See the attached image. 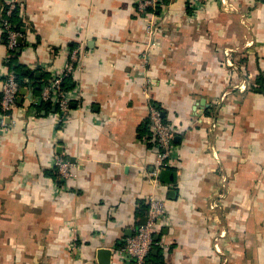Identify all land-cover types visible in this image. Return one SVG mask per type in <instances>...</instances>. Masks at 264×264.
Returning <instances> with one entry per match:
<instances>
[{
    "label": "crops",
    "instance_id": "1",
    "mask_svg": "<svg viewBox=\"0 0 264 264\" xmlns=\"http://www.w3.org/2000/svg\"><path fill=\"white\" fill-rule=\"evenodd\" d=\"M188 1L167 0L149 33L132 0H0L21 7L19 60L38 82L78 51L67 121L29 86L0 135V264H120L151 194L165 264H264V0H199L194 16ZM5 55L0 31V81ZM146 80L180 132L157 180Z\"/></svg>",
    "mask_w": 264,
    "mask_h": 264
},
{
    "label": "built area",
    "instance_id": "2",
    "mask_svg": "<svg viewBox=\"0 0 264 264\" xmlns=\"http://www.w3.org/2000/svg\"><path fill=\"white\" fill-rule=\"evenodd\" d=\"M136 13L148 22V31L154 30V13L159 8H164L163 0H132ZM15 3L8 5V9L3 15L5 8L0 4V31L5 38L6 55L2 62L1 81H0V135L8 130V119L12 112L16 109L20 88L16 81L14 72L8 66V60L21 44V35L14 30L5 16L11 14ZM77 50H72L71 60L65 68L52 75L48 83L42 86L39 97L32 100L34 106H40L43 103H52L56 108L55 117L58 122L65 123L68 118L70 101L74 99V91H64L61 87L62 81L72 76L77 60ZM152 84L151 80H146L142 88V95L148 101V118L151 130L155 137V143L158 150L157 153V170L154 174V180H157L160 168L169 167L173 159L175 151L174 139L175 130L167 124L163 119L161 109L151 100L148 93V86ZM243 84V82H242ZM242 86V85H241ZM241 86H237L240 90ZM212 126L213 123H212ZM53 168L57 170L61 181L72 176L70 162L63 155L55 153ZM146 221L137 226L134 233L125 238L120 246L114 251V254L120 261V264H145L147 256L156 247H163L162 242L155 240L156 229L162 223L166 215V202L157 196L150 195L147 198ZM216 206L212 205V208Z\"/></svg>",
    "mask_w": 264,
    "mask_h": 264
},
{
    "label": "trees",
    "instance_id": "3",
    "mask_svg": "<svg viewBox=\"0 0 264 264\" xmlns=\"http://www.w3.org/2000/svg\"><path fill=\"white\" fill-rule=\"evenodd\" d=\"M164 4L167 2V0H163ZM166 5V4H165ZM3 7L5 8V11L3 13V15L5 14L6 10L8 9V5H3ZM5 18L8 20V22L11 24L12 28L14 30H16L17 32L20 33L21 35V44L18 46V48L16 50H14V52H12L10 58H9V62H8V66L9 68L14 72L15 76H16V81L18 83V86L21 89L23 88H28L29 86L33 87L36 92H38L40 94V91L42 89V86L48 83V80H45L43 82H38L41 79H36L35 78V72L30 70L29 68H27V66H25L24 64H22L20 62V55H21V48L23 47V36L25 35V21L22 18V11H21V7L18 4H15L14 9L11 11V14L8 16H5ZM3 41L5 42V38L2 35ZM69 78L70 77H66L61 84V87L63 88L64 91H66V89H70L72 87V85H70L69 83ZM37 81V83L35 84L34 82ZM258 83L260 85V87L257 89V91L261 92L262 89V80L259 77L258 78ZM38 85L37 88H35ZM158 105V104H157ZM159 106V105H158ZM160 108V107H159ZM46 110L49 111L48 105H46V103H43L41 105L40 108V112L42 110ZM161 111L163 112L162 108H160ZM163 119L166 123H168L167 119L165 116H163ZM172 126V125H171ZM174 126V125H173ZM172 126V128H174ZM175 130V129H174ZM146 131L147 134L150 135V131L148 129H145L144 132ZM180 132L178 130H175V136L178 135ZM46 176L52 177V173L51 172H46L45 173ZM147 209V208H146ZM147 212V210H146ZM161 233L160 227H158L156 229V235L160 236L159 234ZM158 252L157 253H153V250L150 252V254L147 256L145 264H165V260L160 252L159 249H157V247L155 248Z\"/></svg>",
    "mask_w": 264,
    "mask_h": 264
},
{
    "label": "rangeland",
    "instance_id": "4",
    "mask_svg": "<svg viewBox=\"0 0 264 264\" xmlns=\"http://www.w3.org/2000/svg\"><path fill=\"white\" fill-rule=\"evenodd\" d=\"M222 2V4H223V7H227V3H226V1L224 0V1H221ZM188 3L190 4V8L192 9V15L194 16V15H196L198 12H200V11H197L198 10V8H202L201 6L202 5H200V6H197V4L199 3V0H190V1H188ZM200 4V3H199ZM163 9H165V7L163 8ZM156 12H158V10H156L155 11V13ZM241 20H243V18L241 17L240 18V21ZM227 56H229V55H227ZM239 60H236V62H238ZM223 64H224V62H223ZM226 64H228L227 65V68L228 69H231V70H234V63L231 61H229V60H225V65ZM227 69V70H228ZM236 71V70H235ZM236 75H238V72H237V74ZM239 76V78L241 79V80H239L238 81V78L236 77V76H230L229 75V77H225L226 78V80H228V79H231V81H230V83H236V84H238V86L243 82V79H244V74L243 75H238ZM234 81V82H233ZM240 82V83H239ZM242 87V86H241ZM223 102V98H222V100H221V102L220 103H222ZM157 104V103H156Z\"/></svg>",
    "mask_w": 264,
    "mask_h": 264
},
{
    "label": "water",
    "instance_id": "5",
    "mask_svg": "<svg viewBox=\"0 0 264 264\" xmlns=\"http://www.w3.org/2000/svg\"><path fill=\"white\" fill-rule=\"evenodd\" d=\"M25 93H26V89H24V88L21 89L20 94L21 95H24ZM20 101H21V98H18L17 102H20ZM155 240H158V236H155ZM103 257H105L104 260L106 259V257H107V259L105 261L104 260H101ZM108 257H109V252L108 251H101V252L98 253V260L101 263H102V261L105 262V263L103 262L102 264H106V262L108 261Z\"/></svg>",
    "mask_w": 264,
    "mask_h": 264
},
{
    "label": "bare ground",
    "instance_id": "6",
    "mask_svg": "<svg viewBox=\"0 0 264 264\" xmlns=\"http://www.w3.org/2000/svg\"><path fill=\"white\" fill-rule=\"evenodd\" d=\"M59 174V173H58Z\"/></svg>",
    "mask_w": 264,
    "mask_h": 264
}]
</instances>
